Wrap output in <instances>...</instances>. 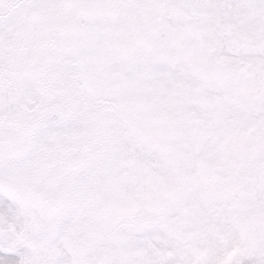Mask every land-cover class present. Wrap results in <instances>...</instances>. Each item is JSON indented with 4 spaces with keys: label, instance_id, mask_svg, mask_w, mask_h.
<instances>
[{
    "label": "snow or ice",
    "instance_id": "snow-or-ice-1",
    "mask_svg": "<svg viewBox=\"0 0 264 264\" xmlns=\"http://www.w3.org/2000/svg\"><path fill=\"white\" fill-rule=\"evenodd\" d=\"M0 264H264V0H0Z\"/></svg>",
    "mask_w": 264,
    "mask_h": 264
}]
</instances>
